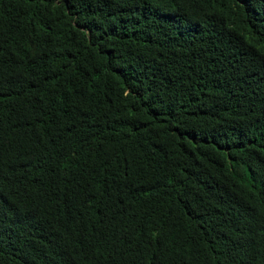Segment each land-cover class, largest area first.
<instances>
[{
    "label": "trees",
    "instance_id": "1",
    "mask_svg": "<svg viewBox=\"0 0 264 264\" xmlns=\"http://www.w3.org/2000/svg\"><path fill=\"white\" fill-rule=\"evenodd\" d=\"M0 264H264V0H0Z\"/></svg>",
    "mask_w": 264,
    "mask_h": 264
}]
</instances>
